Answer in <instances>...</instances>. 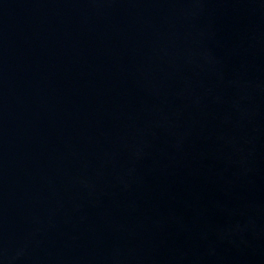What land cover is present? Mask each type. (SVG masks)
Instances as JSON below:
<instances>
[{
  "label": "water",
  "instance_id": "obj_1",
  "mask_svg": "<svg viewBox=\"0 0 264 264\" xmlns=\"http://www.w3.org/2000/svg\"><path fill=\"white\" fill-rule=\"evenodd\" d=\"M0 264H264V0H0Z\"/></svg>",
  "mask_w": 264,
  "mask_h": 264
}]
</instances>
